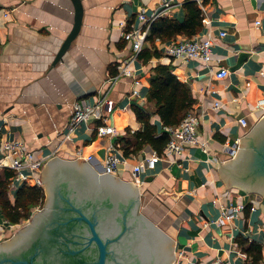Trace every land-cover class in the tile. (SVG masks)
I'll use <instances>...</instances> for the list:
<instances>
[{"label": "crops", "instance_id": "1", "mask_svg": "<svg viewBox=\"0 0 264 264\" xmlns=\"http://www.w3.org/2000/svg\"><path fill=\"white\" fill-rule=\"evenodd\" d=\"M81 1L80 30L62 59L51 66L73 22L71 1L0 0V143L18 139L35 155L67 159H76L79 147L81 157L101 171L113 137L96 135L85 122L68 138L58 135L65 130L75 102L94 103L105 94L114 103L107 121L118 135H125L126 128L141 129L132 106L151 107L146 99L150 69L156 63L170 64L191 88L197 137L208 145L205 149L186 145L175 159L159 157L153 169L141 171L140 210L174 240L169 264H211L216 259L223 264H264V197L236 187L226 189L217 174L220 164L230 160L226 146L264 117L255 107L258 99H264V0H203L198 5L206 22L193 36H212L210 63L162 53L143 61L133 55L131 42L122 38L120 23L140 26V9L150 13L168 2L159 17L182 20L185 0ZM182 37L156 38L154 45L162 51L168 42ZM151 45L147 39L143 43ZM242 52L245 57L238 61ZM110 64H127L133 77L121 76L109 85ZM222 66L228 68L227 76L216 77ZM240 117L246 118V125L239 123ZM150 121L158 132L162 130L157 114ZM151 151L144 145L125 156L116 148L122 161L112 174L134 182L132 166ZM229 205L239 208L229 221L219 223L220 210ZM239 235L261 243L258 262L237 243Z\"/></svg>", "mask_w": 264, "mask_h": 264}, {"label": "water", "instance_id": "2", "mask_svg": "<svg viewBox=\"0 0 264 264\" xmlns=\"http://www.w3.org/2000/svg\"><path fill=\"white\" fill-rule=\"evenodd\" d=\"M70 1L73 6V22L56 49L50 63L51 66L62 59L81 27L82 1ZM245 54L244 52L240 53L238 61L242 60ZM105 173L109 178L99 179ZM217 174L226 189L236 187L243 189L246 194L256 192L264 197V117H261L238 140V150L235 156L230 158L229 161L221 163L217 169ZM39 178L43 183L49 206L50 203L51 207L53 206L52 201L56 194H59L70 204L64 208L73 211L68 218L57 221V225L55 224L56 219L54 222H49L50 229L46 230L44 228L40 232V235H46L47 232H50L48 237L53 238V241L57 240L55 236H60V240L64 243L71 242L80 245L77 248L67 249V253H82L89 245H93L95 257L93 260L87 261V264H106L107 257L111 253L110 245L118 242L130 226L127 218L129 207L138 208L139 206V240L137 242L139 255L144 258L152 252L153 264H169L173 261L174 240L140 210V192L137 185L139 176H135V182L126 181L112 173L98 171L82 157L67 159L52 156L45 161L39 173ZM62 183H72L78 189H82L80 192L82 194L87 193L86 188L98 185L100 187L106 186L121 196H125L124 204L127 207L121 210L120 229L112 236L100 230V221L95 212L86 213L83 208L71 203L68 197L65 198L60 194L59 185ZM129 196H132V198L127 200ZM41 224L42 219L39 213L34 211L22 227L5 237L3 243H0V264H40L38 261L40 259L38 246L41 248L42 243L45 241L43 239L35 241L33 237L39 235L38 230ZM79 224H82L84 228L81 233L75 231ZM31 241L36 243L33 248H28Z\"/></svg>", "mask_w": 264, "mask_h": 264}, {"label": "built area", "instance_id": "3", "mask_svg": "<svg viewBox=\"0 0 264 264\" xmlns=\"http://www.w3.org/2000/svg\"><path fill=\"white\" fill-rule=\"evenodd\" d=\"M195 1L198 5L203 2V0ZM167 5L168 2L163 4L164 7ZM164 7L163 9H154L150 13H146L143 9H140L137 13V18L141 22L140 26L127 24L126 20L120 23L122 38L131 42L132 53L134 56H136L142 49L152 21L159 17L161 13L165 12ZM1 12L3 16H6L8 13V11L4 9L1 10ZM202 21L206 22V19L202 18ZM220 35H224V31H220ZM213 43L214 40L210 34L203 37L185 36L168 42L162 49L161 53L167 57H179L182 59L198 58L205 63H210L212 59L211 47ZM227 74L228 68L223 66L215 73L216 77L219 78L225 77ZM121 76L133 77V71L127 64L116 65V73L109 75L107 78L108 84L111 85ZM133 93H136V90H133ZM214 105L216 106L217 103H214ZM255 107L257 110H260L262 115H264V99H258ZM113 108V100L107 98L105 94L98 98L94 103H88L83 99L77 100L64 125L65 130L58 132V135H61L63 138H68L70 137L71 132L81 122H85L93 127L92 130L95 131L96 135H109L113 137V143L107 147V154L104 158L101 170L103 173H114L117 169V164L119 161H122L115 153L116 148H121L114 144V139L120 135L116 133L114 126L107 121L108 115L113 111ZM197 121L198 117L194 109L191 107L179 123L176 125L164 126L163 131L168 134L167 142L163 146L161 153H157L153 150L149 155L141 157V159L132 166L131 175L133 176L134 182L136 181L135 176H139L141 171L153 169L154 164L159 157L166 159L171 157L172 159H175L186 145L198 144L205 149L208 143L205 140L198 139L196 132ZM238 121L242 125H246L247 123L245 117H240ZM225 150L228 158L234 157L238 150V140L227 145ZM81 155V148H76V158L81 157ZM90 158L91 155H87L86 159L88 160ZM47 159V156L35 155L18 139L4 140L0 143V169L7 167L13 171L8 182V195L11 201L14 199L15 191L22 185L26 184L43 187V183L39 178V173ZM238 208L239 207L235 205L223 207L220 210L217 221L219 223L229 221ZM211 264H223V262L221 259H216Z\"/></svg>", "mask_w": 264, "mask_h": 264}, {"label": "trees", "instance_id": "4", "mask_svg": "<svg viewBox=\"0 0 264 264\" xmlns=\"http://www.w3.org/2000/svg\"><path fill=\"white\" fill-rule=\"evenodd\" d=\"M184 18L178 20L166 16L157 17L149 27L146 39L152 44L150 48L142 47L137 57L143 61L152 56L159 57L161 51L154 45V40L159 38L164 41L177 34L192 37L202 26V10L195 0H185L182 3ZM145 39V40H146ZM109 75L116 73V65L108 66ZM149 85L146 99L151 107L146 110L133 105V111L142 128L131 130L126 128V134L114 139V144L119 146L123 154L137 153L144 145H149L157 153H161L168 140V134L163 131L164 126L176 125L192 107L195 99L191 88L185 81H181L172 71L170 64L156 63L150 69ZM157 114L161 120L162 130L157 131L155 123H151L150 116ZM12 170L4 167L0 169V216L11 224L26 220L32 213V208L43 202L45 193L43 187L36 185H22L14 193L11 201L8 195V182ZM237 243L253 262H258L262 257V245L257 241H249L241 235L236 237Z\"/></svg>", "mask_w": 264, "mask_h": 264}, {"label": "flooded vegetation", "instance_id": "5", "mask_svg": "<svg viewBox=\"0 0 264 264\" xmlns=\"http://www.w3.org/2000/svg\"><path fill=\"white\" fill-rule=\"evenodd\" d=\"M102 178H109V176L105 173L99 179ZM59 189L60 194L65 198L68 197L71 203L80 206L86 213L90 214L95 212L100 221L99 229L103 232H107L112 236L120 229L121 210L127 207L124 204L125 196H121L119 193L106 186L100 187L98 185L86 188V194L80 193L82 189H78L72 183H62L59 185ZM129 198L131 199L132 196H129L127 200ZM52 205L51 207L50 203L49 206V201L45 194L43 202L38 204L35 209L42 219V224L38 230L39 235L34 236L33 240L43 239V241H45L42 243L41 248L38 246L40 253V259L38 261L40 264H87V261H91L95 257V248L93 245H89L82 253H67V249L77 248L80 247V245L71 242L64 243V241L60 240V236H55L57 240L53 241V238L48 237L50 232H47L46 235H40V232H42L44 228H46V230L50 229L49 222H54L56 219V224L57 221L72 215L73 211L64 208L66 206L68 207L70 204L59 194H56L52 201ZM127 218L128 225L130 226L118 242H114L110 245L109 248L111 249V253H109L107 257L106 264H153L152 252L149 253V256L141 258L139 250L137 249V242L139 240V206L138 208H134L133 206L129 207ZM22 225L24 224H21L20 227H22ZM20 227H18L16 231ZM75 231L78 233L83 232V225H77ZM5 237L7 236L0 238V243H3ZM35 243L36 242L31 241L28 248H33Z\"/></svg>", "mask_w": 264, "mask_h": 264}, {"label": "rangeland", "instance_id": "6", "mask_svg": "<svg viewBox=\"0 0 264 264\" xmlns=\"http://www.w3.org/2000/svg\"><path fill=\"white\" fill-rule=\"evenodd\" d=\"M37 206L38 205H36L32 208V213L35 211ZM0 218L2 219V221H0V222H2V223H0V238L3 236H8V235L14 233L16 231V229L18 227H20L21 224H24L29 219V218L26 220L24 219V220H21L19 223L11 224L8 221L4 220V218L2 216H0Z\"/></svg>", "mask_w": 264, "mask_h": 264}]
</instances>
